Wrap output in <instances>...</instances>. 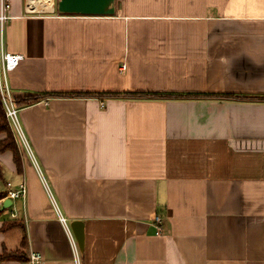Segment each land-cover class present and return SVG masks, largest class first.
Segmentation results:
<instances>
[{
  "label": "crops",
  "instance_id": "crops-1",
  "mask_svg": "<svg viewBox=\"0 0 264 264\" xmlns=\"http://www.w3.org/2000/svg\"><path fill=\"white\" fill-rule=\"evenodd\" d=\"M10 15L6 84L42 98L19 112L36 163L0 151V253L25 239L27 257L0 264H264V100L221 96L264 97V0Z\"/></svg>",
  "mask_w": 264,
  "mask_h": 264
},
{
  "label": "built area",
  "instance_id": "built-area-1",
  "mask_svg": "<svg viewBox=\"0 0 264 264\" xmlns=\"http://www.w3.org/2000/svg\"><path fill=\"white\" fill-rule=\"evenodd\" d=\"M38 3H42V1L37 0ZM52 6L51 9H43L39 10L36 8L34 4V0H24V4L27 12L29 13H44V12H56V3L57 0H51ZM12 8V0H0V95L3 99L6 117L11 128V131L15 137L17 145L21 150L26 152L28 156L32 159L34 163H36V157L32 151V148L27 140L25 132L20 122V107L17 106L15 102V97L12 95L8 85L6 84V75L9 71L15 69L22 58L19 54H14L8 52L4 49V38L6 25L9 19L11 18L10 11ZM11 185V183H9ZM27 187L24 184L20 185L19 190L14 191L10 194L11 197H20L25 196ZM60 220L66 224V218L59 212ZM162 221V217L157 215L155 217V223L158 225ZM67 226V225H66ZM159 226V225H158ZM159 230L160 227H159ZM160 232V231H159ZM70 237L72 238L75 251L77 252V243L74 239L71 231L69 232ZM30 264H43V257L40 253H33L30 256Z\"/></svg>",
  "mask_w": 264,
  "mask_h": 264
},
{
  "label": "trees",
  "instance_id": "trees-1",
  "mask_svg": "<svg viewBox=\"0 0 264 264\" xmlns=\"http://www.w3.org/2000/svg\"><path fill=\"white\" fill-rule=\"evenodd\" d=\"M88 95L92 93H80V92H72V93H55L56 96H81V95ZM94 95V94H92ZM100 95L104 96H113V97H119L123 95H133L137 97H151V98H171V97H176L180 96V94L177 93H152V94H139V93H134V94H129V93H103ZM200 97H206V96H213V95H208V94H200L197 95ZM217 97H220L219 95H214ZM222 97H237V98H245V99H252V100H264V97H252V96H245V95H240V96H233V95H221ZM42 98V95L40 94H33L29 95L26 97H15V102L18 107H22L25 105L29 104H34L38 102ZM5 133L7 136L0 141V151H6V150H11L14 153L15 159L19 161L20 159V153H19V147L17 143L15 142L14 137L12 136V131L9 126L7 117H6V112H5V107L3 103V99L0 95V134ZM6 195L4 193H0V199L5 197ZM7 226L9 228L20 226L19 222H10L6 223V228ZM26 240L24 239L22 241V245L20 248L16 250H7L4 249L2 253H0V260H5V259H23L25 260L26 257ZM30 259V257H29Z\"/></svg>",
  "mask_w": 264,
  "mask_h": 264
},
{
  "label": "water",
  "instance_id": "water-1",
  "mask_svg": "<svg viewBox=\"0 0 264 264\" xmlns=\"http://www.w3.org/2000/svg\"><path fill=\"white\" fill-rule=\"evenodd\" d=\"M57 11L60 14L86 16H112L116 13V0H57ZM12 203L8 198L4 207ZM79 221L72 224L75 236L81 248L84 245V232Z\"/></svg>",
  "mask_w": 264,
  "mask_h": 264
},
{
  "label": "bare ground",
  "instance_id": "bare-ground-1",
  "mask_svg": "<svg viewBox=\"0 0 264 264\" xmlns=\"http://www.w3.org/2000/svg\"><path fill=\"white\" fill-rule=\"evenodd\" d=\"M42 1V0H40ZM34 4L37 9L43 10V9H51L52 1L51 0H43L42 3H38L37 0H34Z\"/></svg>",
  "mask_w": 264,
  "mask_h": 264
},
{
  "label": "rangeland",
  "instance_id": "rangeland-1",
  "mask_svg": "<svg viewBox=\"0 0 264 264\" xmlns=\"http://www.w3.org/2000/svg\"><path fill=\"white\" fill-rule=\"evenodd\" d=\"M58 11H57V3H56V12L55 13H57ZM44 13H46V12H44ZM12 136L14 137V135H13V133H12ZM14 139H15V137H14ZM15 142H16V140H15ZM0 184H3V180H1L0 179Z\"/></svg>",
  "mask_w": 264,
  "mask_h": 264
}]
</instances>
